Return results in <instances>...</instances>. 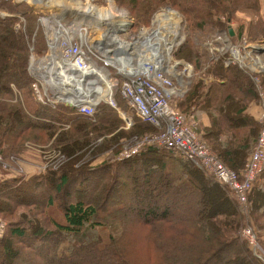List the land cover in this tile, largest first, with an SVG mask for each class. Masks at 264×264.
Wrapping results in <instances>:
<instances>
[{
  "label": "trees",
  "instance_id": "obj_1",
  "mask_svg": "<svg viewBox=\"0 0 264 264\" xmlns=\"http://www.w3.org/2000/svg\"><path fill=\"white\" fill-rule=\"evenodd\" d=\"M118 1L129 7L135 19L133 31L148 21L154 9L167 3L184 15L189 32L210 26L229 30L240 14L253 13L257 17L241 23L230 39L264 40L260 0ZM0 8L21 13L19 17L0 16L1 154L21 152L28 141L44 144L58 131V142L83 144L82 138L90 139L88 133L104 135L102 131L109 132L110 126L124 123L118 110L106 103L92 116L67 105L52 107L37 102L28 108L20 94L28 90L33 95L29 45L34 38L35 52L43 54L44 33L32 8L22 9L11 0H1ZM174 56L190 61L197 69L202 68L205 57L190 34ZM224 60L220 58L206 69L216 82H192L173 105L208 117L203 139L226 165L241 174L258 140L260 120L248 110L250 103L260 98V90L248 70L238 64L226 66ZM261 81L264 86V78ZM15 97L17 101L12 100ZM122 100L120 106L128 108ZM133 116L129 136L157 131L135 112ZM129 160L76 171L50 168L1 180L0 203L12 207L0 204V222H6L0 231V264H16L13 257L17 255L25 258L18 264H264L241 234L243 226H250L264 249V171L254 182L244 208L228 187L179 150L149 145ZM145 164L159 176L149 195L162 196L143 200L146 193L142 191L135 206L128 199L130 185L121 178L128 174L122 171L131 165L136 177ZM140 180L147 186L152 183L144 175ZM215 195L223 202L215 204ZM187 196L194 198L188 206L173 205L176 197L185 202ZM55 202L63 212V222L49 211Z\"/></svg>",
  "mask_w": 264,
  "mask_h": 264
},
{
  "label": "built area",
  "instance_id": "obj_2",
  "mask_svg": "<svg viewBox=\"0 0 264 264\" xmlns=\"http://www.w3.org/2000/svg\"><path fill=\"white\" fill-rule=\"evenodd\" d=\"M11 1L13 4L27 3L37 14L39 26L44 33L46 49L43 54L35 52L34 38L29 45L31 58L28 70L33 79V94L39 103L52 107L71 106L79 113L90 116L95 114L100 104L106 103L118 110L127 128L133 126V111L143 122L153 125L158 133L141 136V140L136 137L138 143L131 148V157L149 145L179 150L228 187L239 204L246 205L254 182L264 171V120L253 157L245 173L240 176L199 139L192 125V114L182 113L174 107L173 101L187 93L190 83L184 74L186 71L191 72L192 68L191 65L181 63L184 65L182 71L179 69L180 62H175L172 65L173 73L170 74L167 45L163 51L165 58L160 55L164 40L161 34L151 38L142 27L133 31L134 20L118 8V13L128 16L124 23L100 16H95L100 22L92 23L85 12H77L69 7H54L50 0ZM0 16L19 17L21 13L0 8ZM128 30V39L131 41L123 37V33ZM100 34H104L101 39ZM117 36L125 42H136L134 48L126 52L117 46L114 42ZM155 42L157 45L152 51V43ZM242 42V48L250 46L245 43L246 40ZM206 47L211 50L214 58H224L226 66L239 63L241 67L247 68L264 62L261 52L252 53L247 50L242 53L239 48H235L227 31L220 32ZM251 47H259L264 51V44ZM117 94L126 100L130 112L120 106ZM0 165L5 168L9 166L1 155ZM247 233L256 245V236L252 230L249 229Z\"/></svg>",
  "mask_w": 264,
  "mask_h": 264
},
{
  "label": "rangeland",
  "instance_id": "obj_3",
  "mask_svg": "<svg viewBox=\"0 0 264 264\" xmlns=\"http://www.w3.org/2000/svg\"><path fill=\"white\" fill-rule=\"evenodd\" d=\"M59 1L67 5L68 3H70L69 1H71V0H59ZM86 1H90L92 5L93 4H95L96 6L100 5V9H104V8L107 9L111 5V3H113L114 6L117 7L119 10H122V11H125L126 13H128L129 16L134 20V24H135V19L131 15L130 11L128 10L129 7L121 6V3L118 0H84V2H81V3H85ZM260 1H262V3H263L264 0H260ZM262 3H261L260 14L264 18V4L262 6ZM21 8L26 9V8H31V7L27 3H22ZM163 14H165V15H163ZM179 17H181L180 20L183 22L181 28L179 27V24H177L178 22L175 23L176 21H178ZM256 17L257 16L253 15V13L240 14L239 17L234 19L235 22L230 23L229 28H232L234 30V34H235V33L239 32L238 27L241 23L245 24L247 21L249 22L250 20L255 19ZM157 20H159L158 23H157ZM139 21H143V20H139ZM170 22H171V24H170ZM128 27H130V26H128ZM139 27H142L145 30H147L148 34L151 38L152 37L155 38L158 34H161L160 36L164 37L163 44H162L163 47L161 49L162 54H163L164 49L166 48V42H169L170 40H172L175 37V34L176 35L179 33H180V35L184 34L183 39L184 38L186 39L188 34H190L193 42L195 43V45L197 47V50L202 55L205 56L203 61H202L203 62L202 68L200 67L199 69H197V67L193 63H190V61H188L184 58H178V57L174 56L173 49L175 48V45H176L178 39L180 38V35H179L176 38V40L173 41L175 45H174L172 51L168 55V58H169L168 60H170V62H169V64H170L169 67L171 70L170 74L173 73L172 65L175 64V62H180V64L186 63L189 66L191 65V68H192L191 72L186 71L184 74L186 81L190 83L188 85V90L190 89V86L192 85L191 83L195 82L196 80H202L205 85H209L210 83L216 82V79L212 74H206V69L209 68V66L211 64H213L214 61L219 60V58L217 59V58H214L212 56V52H211V50L207 49L206 44L209 43L212 39H216V37L219 35L220 32L227 31L229 33V30H227L228 28L227 29L226 28L225 29H219L217 27L210 26V27L206 28V30H200V31L197 30V31L189 32L188 31V25H187V22H186L184 15L181 12H179V10H177L176 8H173L172 6L168 5L167 3H163L162 5H160L156 9H154L150 13V18L148 19V21L143 23ZM128 33H129V30H128V32L123 33V37H125L126 40L131 41L130 39H128L130 36V35H128ZM130 33H132V32H130ZM145 36L149 37L147 35H145ZM231 37L232 36H230V38ZM242 40H246L245 43L249 44L250 46L248 48H245V49L242 48V46H241V44H243ZM231 43L233 44V46L235 48H239V50H241L242 53H244L247 50L252 51V53L261 52L260 56L264 57V51H262L261 48L251 47V45L264 44V40H262V39H256L254 41H251L246 37H242L241 41H239V40H233L232 41L231 40ZM161 53H160V55L164 59L165 55L163 54V56H164L163 57ZM30 58H31V50H30L29 61H30ZM183 64H181V66L179 67V69L182 71H183V67H184ZM236 64H238V66H240L239 63H236ZM241 68L248 70L252 74L253 79L255 80V82L258 86V89L260 90V98L258 100H256V102H251L249 105L250 106L249 110H248L249 112H252L254 114H258V117L260 120V130H259L257 137H259V134H260V131L262 128V124H263V120H264V118H263V114H264V112H263L264 86L261 85V82H262L261 78H264V76H263L264 75V62H262L261 64H258L256 66H253V67L251 66V67H247V68H245V67H241ZM188 90H187V92H188ZM115 95H116V93H115ZM17 96L19 97V93H17ZM20 98H21V100H23V103L26 104L28 108L30 107L32 109L35 105H37L36 98L33 97L32 93H30L28 90L23 91L22 94H20ZM117 99L120 103H123L122 98L118 94H117ZM12 100L17 101L18 99L15 97V98H12ZM176 106L178 108H180L178 106V104L174 105V107H176ZM125 110L130 112L129 108H126ZM180 111L182 113H185V114H187V112H195L194 114H192V116L194 118V120H192V125L196 129L198 136H199V139L207 146V148L213 154H215L218 157V155L207 145V143L203 139L205 128H206L205 126L209 122L208 117L206 115L198 113L197 111H194L193 109L188 110V111L182 109ZM131 116H133V112H131ZM132 118H133V120L135 119L134 116ZM64 129H61V130H64ZM127 130H129V128H127L125 126V123H121V124H118L117 126H114V127L110 126L109 132L102 131V132H105L104 135L103 134L99 135V132L98 133L90 132V133H88L90 135L89 140L87 138L86 139L82 138V139H84L83 144H77V143L65 144L63 142H58L56 140V137L58 134H60V131H58L59 133H55L51 137V139H49L44 144H40V143H37L34 141H32V142L28 141L25 143L24 149L21 152H14V154H10V155H3L0 153L3 160H5L6 162L9 163V166L7 168L0 165V169H1L0 170V181L4 180V179L16 177V176L33 175V174H36L38 172V170H43V169L47 170V169L51 168L53 170H58V171H60L62 169H70V170L76 171V170H82V169L88 168L92 165L100 166V165H105V164L118 163L119 160H123V159L129 160V158H131V154H132L131 148L136 146V144L138 143V141H136V137H138L139 140H141V136H145V134L144 135L132 134V136H129V132H127ZM157 133H158L157 131L151 132V134H157ZM256 143H257V140L255 141V143L253 145V148H252V150L249 154V157H248V161L245 164V168L243 169L242 173L239 174V172L235 170L240 176L243 175L245 173V171L247 170V165L250 162L251 158L253 157ZM63 144H65L66 146ZM129 161L132 162V160H129ZM129 161H127V162H129ZM137 162L138 161H136V163ZM145 162H146V160H145ZM192 162H194V161H192ZM125 166H124V169L122 171V174L126 173V174H128L127 175L128 177L127 178L121 177V178L126 183H129V185L131 186V189H130V186L128 189V190H132V193L130 194V198H128L130 202L134 203V205L137 206L138 202L141 201V199H142L141 197L139 198L142 191L146 193L145 194L146 196H145V198H143V200H145V199L151 200L150 198H153V199L155 198L158 200L161 198V196H162L161 193L159 194V196L149 195L151 190L156 189V187L154 188L153 182L154 181L156 182V179L159 177V176H157L156 172L154 173L152 171L153 173H151L152 167L150 165L145 164L143 171L139 170L140 173L142 175H144V177L151 179L152 183L150 182L151 184H149L148 186L142 184V182L140 180V178L142 176L141 174L137 173L138 175L136 174V177H133V175H132L133 169H132L131 165H125ZM137 166H138V168L140 167V165H137ZM141 166H142V164H141ZM226 166L229 167L228 165H226ZM229 168H231V167H229ZM231 169H233V168H231ZM206 173L210 174L209 172H206ZM91 176L92 175L89 174L90 178H91ZM79 177H80V174H79ZM127 181H129V182H127ZM30 190H32V189L30 188ZM233 196H234V194H233ZM185 199H186V201L184 202V200L181 197H176L175 203H173V205L174 206H188L194 200V198L192 200V198L190 196H187ZM220 202H223L222 197H218L217 195H215L214 203L218 204ZM0 204H1V206H2V204H4L3 205L4 207H7V206L10 207L11 206L5 202H2ZM244 208H246V206ZM30 210H33V208ZM49 211L57 220H59L61 222L64 221L63 212L59 208V205H57V202H55V204H53V206L50 207ZM243 213L245 215V213H247V212H243ZM41 216H42V218H44V214H42ZM5 225H6L5 221L0 222V231L1 232L3 231V228ZM246 226L245 227L243 226L241 234L251 244L253 254L255 256H257L258 258H260L264 262V249L262 248L261 245H259L258 242L256 245H254L252 243V236L250 234H248L247 231L249 229H251L253 231V229L250 226H247V227ZM253 234L255 235L254 231H253ZM255 239H256V237H255ZM26 258L29 260L28 257H26ZM13 259H14V262L16 264H18L22 260L23 261L25 260V258L22 255L21 256L17 255V257L16 258L13 257Z\"/></svg>",
  "mask_w": 264,
  "mask_h": 264
},
{
  "label": "bare ground",
  "instance_id": "obj_4",
  "mask_svg": "<svg viewBox=\"0 0 264 264\" xmlns=\"http://www.w3.org/2000/svg\"><path fill=\"white\" fill-rule=\"evenodd\" d=\"M51 1V5L54 6V7H57V8H73L74 10H76L77 12H85V14L87 16L90 17V19L92 20V23H95V22H100L101 20H96L95 19V16H100V17H109V18H113V19H116L120 24L124 23L128 16L124 13H118L117 12V7L114 6L113 3H111V5L107 8V9H100V5L96 6L95 4H91L90 1H86L85 3H81V2H84V0H71L69 1L70 3H68L67 5L66 4H62V2H60L59 0H50ZM79 5V6H78ZM165 15V14H163ZM181 17L178 18V21H176L175 23L179 24V27L181 28L182 27V21L180 20ZM159 22V20H157V23ZM171 24V22H170ZM176 32V31H175ZM182 33V32H181ZM160 35V34H158ZM180 35L179 34H175V37L170 40L169 42L166 43L167 45V48H166V51L167 53L169 54L171 52V50L173 49L174 47V40H176V38ZM104 36V34H100L99 35V38L101 39L102 37ZM183 36L184 34H181L180 35V38L178 39L176 45H178L182 39H183ZM114 42L117 44V46H119L120 48L124 49L126 52L128 51H131L132 48H134V44L136 43H132V42H125V41H122V39L120 37H115V40ZM152 51L155 50V46L157 45V43H152ZM175 45V46H176ZM150 47V46H149ZM151 48V47H150ZM151 50V49H149ZM257 65L259 63H256ZM151 146V145H150ZM182 155V154H181Z\"/></svg>",
  "mask_w": 264,
  "mask_h": 264
},
{
  "label": "water",
  "instance_id": "obj_5",
  "mask_svg": "<svg viewBox=\"0 0 264 264\" xmlns=\"http://www.w3.org/2000/svg\"><path fill=\"white\" fill-rule=\"evenodd\" d=\"M229 34H230V36L234 35V30L232 28L229 29Z\"/></svg>",
  "mask_w": 264,
  "mask_h": 264
},
{
  "label": "crops",
  "instance_id": "obj_6",
  "mask_svg": "<svg viewBox=\"0 0 264 264\" xmlns=\"http://www.w3.org/2000/svg\"><path fill=\"white\" fill-rule=\"evenodd\" d=\"M263 4H264V1H263Z\"/></svg>",
  "mask_w": 264,
  "mask_h": 264
}]
</instances>
